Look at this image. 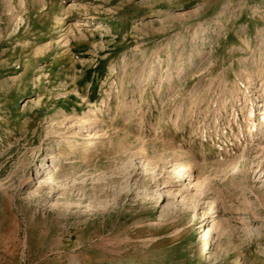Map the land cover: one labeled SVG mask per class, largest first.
I'll use <instances>...</instances> for the list:
<instances>
[{"label": "rangeland", "instance_id": "rangeland-1", "mask_svg": "<svg viewBox=\"0 0 264 264\" xmlns=\"http://www.w3.org/2000/svg\"><path fill=\"white\" fill-rule=\"evenodd\" d=\"M0 264H264V0H0Z\"/></svg>", "mask_w": 264, "mask_h": 264}, {"label": "bare ground", "instance_id": "bare-ground-1", "mask_svg": "<svg viewBox=\"0 0 264 264\" xmlns=\"http://www.w3.org/2000/svg\"><path fill=\"white\" fill-rule=\"evenodd\" d=\"M93 135H95V136H94L95 138L100 136V135H99V132H96V133H94ZM192 169H193V168H192L191 164L188 163V162H186L185 164H183V165L181 166L180 170L178 171V175L185 176L184 181H186V179H187L188 177H190V174H191V172H192ZM181 171H182V172H181ZM180 172H181V173H180Z\"/></svg>", "mask_w": 264, "mask_h": 264}]
</instances>
